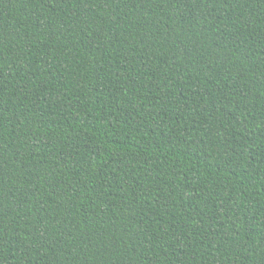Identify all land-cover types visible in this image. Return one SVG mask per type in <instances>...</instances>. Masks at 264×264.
<instances>
[{
  "label": "trees",
  "instance_id": "16d2710c",
  "mask_svg": "<svg viewBox=\"0 0 264 264\" xmlns=\"http://www.w3.org/2000/svg\"><path fill=\"white\" fill-rule=\"evenodd\" d=\"M0 264H264V0H0Z\"/></svg>",
  "mask_w": 264,
  "mask_h": 264
}]
</instances>
